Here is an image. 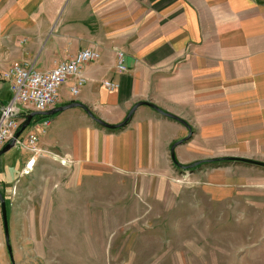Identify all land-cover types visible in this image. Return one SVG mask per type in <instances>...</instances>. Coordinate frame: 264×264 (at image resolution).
I'll return each mask as SVG.
<instances>
[{
  "label": "crops",
  "instance_id": "crops-1",
  "mask_svg": "<svg viewBox=\"0 0 264 264\" xmlns=\"http://www.w3.org/2000/svg\"><path fill=\"white\" fill-rule=\"evenodd\" d=\"M87 47L98 49L100 57L83 65L86 81L79 93L72 92L77 83L72 76L47 111L80 103L105 122L119 124L136 104L153 99L174 112L176 102H183L177 92L186 89L173 84L172 78L184 75L171 73L176 61H190L189 74L194 62L226 61L241 53L242 69H256L258 52L264 53V0H0V104L13 97L2 76L11 64L48 71ZM118 49L125 52L123 72L117 68ZM161 74L167 79L156 80ZM106 80L119 87L109 90ZM33 111L23 109L21 118ZM46 116L51 124L39 134L35 150L27 136L40 117L0 155V191L7 206L24 199L31 184L72 188L88 184L89 175L137 170L165 177L167 144L184 135L179 121L147 104L115 129L99 124L80 105Z\"/></svg>",
  "mask_w": 264,
  "mask_h": 264
},
{
  "label": "rangeland",
  "instance_id": "rangeland-1",
  "mask_svg": "<svg viewBox=\"0 0 264 264\" xmlns=\"http://www.w3.org/2000/svg\"><path fill=\"white\" fill-rule=\"evenodd\" d=\"M241 55L194 62L189 74L190 61L175 62L171 73L184 75L173 84L186 89L169 112L188 125L179 121L184 135L167 144L170 153L178 142L167 176L137 170L89 175L72 188L28 185L24 199L6 203L12 258L0 217V264H264V167L181 166L264 161V53L254 70L242 69Z\"/></svg>",
  "mask_w": 264,
  "mask_h": 264
},
{
  "label": "built area",
  "instance_id": "built-area-1",
  "mask_svg": "<svg viewBox=\"0 0 264 264\" xmlns=\"http://www.w3.org/2000/svg\"><path fill=\"white\" fill-rule=\"evenodd\" d=\"M100 57V52L94 47L82 48L71 59L57 63L51 70L40 71L24 64L13 63L3 72L2 76L10 82L13 97L8 103L0 104V144L10 142L22 122L23 109L35 111H47L59 100L60 87L72 76L77 77V83L71 89L73 94H78L81 85L86 79L81 75L83 65ZM117 68L120 72L126 70L125 52L117 50ZM109 90L119 87L118 82L104 81ZM27 116V115H26ZM51 124L50 117H45L39 123H35V130L27 136L28 146L36 149V142L40 133H45ZM21 136V135H20ZM20 142V137L16 143ZM29 167H33L31 162Z\"/></svg>",
  "mask_w": 264,
  "mask_h": 264
},
{
  "label": "water",
  "instance_id": "water-1",
  "mask_svg": "<svg viewBox=\"0 0 264 264\" xmlns=\"http://www.w3.org/2000/svg\"><path fill=\"white\" fill-rule=\"evenodd\" d=\"M140 104H147L151 107H153L155 110H157L158 112H161L162 114L166 115V116H169L171 118H174L186 125L187 122L185 120H183L182 118L178 117L177 115L173 114V113H170V112H166L164 111L162 108H160L159 106H157L156 104H153L151 102H148V101H142L138 104H136L132 109L131 111L129 112V114L127 115V117L125 118V120L119 124H109L107 122H105L104 120H102L101 118H98L96 117L92 111L87 108L86 106L80 104V103H71L67 106H61V107H58L54 110H51V111H33L31 112L30 114H28L26 116V119L22 122L21 124V127L20 129L16 132L14 138L8 142L1 150H0V155L6 151H8L9 149H11L12 147L15 146V143H16V140L20 137V135L23 133V131L30 125L31 123V120L32 118L35 116V115H38V114H42V115H51V114H54L56 112H59V111H63L64 109L68 108V107H71V106H77V105H80V106H83L87 112L89 113V115L95 120L97 121L99 124H101L102 126L104 127H107V128H110V129H115V128H118V127H122L123 125H125L132 117L133 115V112L135 111L136 107ZM178 144V142H176L175 144H173V146L171 147V156L172 158L176 161V158H175V146ZM225 159H228V160H234V161H241V162H244V163H251L253 165H258V166H263L264 167V161H258V160H254V159H250V158H245V157H224ZM218 159H222V158H218ZM201 163V161H198L194 164H191V165H186V166H183L181 165L183 168H193L195 165H199ZM0 203H1V208H2V215H3V222H4V229H5V236H6V242H7V246H8V250H9V253H10V256L12 258V249H11V246H10V243H9V225H8V217H7V208H6V201H5V198L3 197L2 193L0 192Z\"/></svg>",
  "mask_w": 264,
  "mask_h": 264
},
{
  "label": "trees",
  "instance_id": "trees-1",
  "mask_svg": "<svg viewBox=\"0 0 264 264\" xmlns=\"http://www.w3.org/2000/svg\"><path fill=\"white\" fill-rule=\"evenodd\" d=\"M35 117H40V118H45V117H47L46 115H35L33 118H35ZM33 123V119L31 120V123H30V125ZM29 125V126H30ZM124 126V125H123ZM21 127V126H20ZM20 127H19V129H20ZM119 128V127H118ZM18 129V130H19ZM205 161H207V162H201L199 165H201V164H204V163H206V164H208V162L209 163H212V164H220V163H229V162H232V160H228V159H225V158H222V159H214V160H205ZM238 162H241V161H238ZM241 163H244V162H241ZM2 193V192H1ZM2 195L4 196V194L2 193Z\"/></svg>",
  "mask_w": 264,
  "mask_h": 264
}]
</instances>
